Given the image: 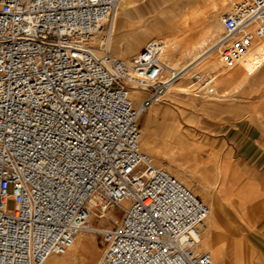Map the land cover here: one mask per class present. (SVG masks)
<instances>
[{
  "label": "built area",
  "instance_id": "2783aa9c",
  "mask_svg": "<svg viewBox=\"0 0 264 264\" xmlns=\"http://www.w3.org/2000/svg\"><path fill=\"white\" fill-rule=\"evenodd\" d=\"M118 2L0 0V264L65 253L96 207L120 211L92 229L97 264H213L199 248L207 204L140 149L139 117L172 82L158 40L110 53ZM220 22L232 69L264 39V0H238Z\"/></svg>",
  "mask_w": 264,
  "mask_h": 264
},
{
  "label": "rangeland",
  "instance_id": "374dc122",
  "mask_svg": "<svg viewBox=\"0 0 264 264\" xmlns=\"http://www.w3.org/2000/svg\"><path fill=\"white\" fill-rule=\"evenodd\" d=\"M200 1L134 0L122 24L114 33L121 39L120 48L115 49L116 44L112 42L109 47L110 53L118 57L119 51L125 50L128 44L135 42L139 45L125 59L135 56L144 42L156 36V31H154L152 34L138 38L137 36L142 34L139 30L140 20H146L144 24H147L148 21L156 20L157 17L161 19L160 23L156 24L158 28L165 25L166 21L171 22L168 26L160 28L161 34L177 37L176 39L186 45L193 44L204 31L205 18L193 23L191 16L202 11H205L203 16L207 15L212 11L209 5L211 2L217 7L214 13L221 15L238 0H225V2H222L223 0H202L206 3L205 6H201ZM218 23L222 27L220 20ZM207 48L208 46H205L181 58L177 56L178 66H182L183 62H189L196 55L203 56L197 61L205 58L209 52L206 51ZM203 62L200 63L201 69L205 67ZM213 71L204 68L202 74L204 73L203 75L207 77ZM214 73L219 76L223 73L227 74L228 71H224L218 63ZM168 75L170 76L169 73ZM194 80L185 79L187 85L193 83ZM173 85L168 93L140 115L138 120L141 130L140 149L145 150L149 155L151 154L148 150L155 153V156L151 157L156 166L163 167L162 163L168 165L171 170L166 169L176 173L179 177L184 176L182 172L191 174V179L185 178L189 188L207 205L210 196L202 190L201 184L207 181L210 186L216 185L212 175L216 168H221L223 173H226L225 178L220 180L221 187L229 189L230 182H235L233 183L235 192L233 198L238 202L237 204L240 203L243 213L245 210L246 213L241 215L237 209L235 214L225 216L220 225L213 228L212 236L218 237L220 243L218 257L224 264H264V210H262L264 203H261L264 202V172L256 170L249 161L238 158L223 135L227 127L242 124L247 127L255 126L264 131V61L253 68L250 74L241 75L240 79L228 88L227 96L216 99L218 100L216 102H202L204 97L197 93L202 89L197 88V91L194 90L195 93H190L188 90L176 91ZM187 85L182 86L186 88ZM221 89L219 79H217L213 92L218 91L222 94ZM150 116L152 122L149 129L145 130ZM145 138L147 142L142 145L141 142ZM230 166L233 167L231 170L234 172L229 171ZM213 192L217 194L216 196H220L217 188L213 189ZM228 201L223 200L222 203L226 210H231ZM12 206L13 202L9 201L8 209ZM252 209L255 210V214ZM99 214V208H94L91 224L95 227L109 228L113 225V220L119 218L120 211L113 209L109 213L105 212L102 217H97ZM83 234L87 239L82 247H77L79 250L76 254V264H96L102 254L100 236L90 230ZM91 243L98 244L94 251ZM56 257L61 258V255H56Z\"/></svg>",
  "mask_w": 264,
  "mask_h": 264
},
{
  "label": "bare ground",
  "instance_id": "6f19581e",
  "mask_svg": "<svg viewBox=\"0 0 264 264\" xmlns=\"http://www.w3.org/2000/svg\"><path fill=\"white\" fill-rule=\"evenodd\" d=\"M133 2H134V0H119L117 6L115 7V10H114L113 16H112V27H111V34H110V38H109V47H110V44L112 42H114L116 44L114 48L115 49L120 48L121 39L118 35H116L114 33H116L118 27H120V25L122 24L123 18L127 15V12L129 11L130 6H131V4H133ZM222 2H225V0H223ZM200 5L205 6L206 3L201 0ZM209 5H210V9H212V11L208 12L207 15L205 14L203 16L205 11H202L201 13L196 12L193 16H191V21L193 23L205 18V21H203L204 22V31L196 39V41L194 40L195 42L193 44L186 45L184 43H181V41L179 39H176L177 37H172L170 35L161 34L160 28H162L164 26H168L171 22L166 21L165 25H163L162 27L160 26L158 28V27H156V24L160 23V21H161V19H159L158 17L156 18V20L148 21L147 24H144L146 20L145 21L140 20L139 30L142 31V34L137 36L138 38H140L141 36L143 37L147 34H152L154 31H156V36L150 38L148 41L158 40L165 46V52L161 56L160 62H161V65L163 66L164 70L170 74V78H171V82H172L171 85H173L175 83V85H173V89L176 91H187L188 90V92H190V93H195L194 90L196 89V91H197V88H199V90L202 89V91H199L197 93L204 97L202 99V102H204V103L216 102V101H218L216 99H219L220 97L227 96L228 88L234 82L238 81L240 79L241 75L250 74L251 71H253V68H255L258 64H260L261 61H264V39H262L253 45L249 54L245 57V59L239 65H237L236 67H234L232 69H225L222 67L224 69V71L225 70L228 71L227 74L223 73V74L218 76V75H216V73H214V71L217 70V64L219 63L221 65V63L219 61V53H220L227 37L224 34L223 28L218 23L220 20V15H217L214 13V10L217 9L215 3L211 2V3H209ZM180 18H182V17H180ZM180 20H183V19H180ZM216 23H218V24H216ZM148 41L144 42L142 44V46H140V48L138 47L139 50ZM138 45L139 44H136L135 42L128 44V48H126L125 50H121V52L119 51L118 57L121 59L127 60V59H125V57L130 52H132ZM205 46H208L206 51H209V52H207L208 55L205 58L201 59L200 61H197L199 58H201L203 56L196 55L189 62H183L182 66H178V62H177L178 58H176L177 56L179 58L184 57L187 53H190V52L195 51V50H197V51L201 50V49L205 48ZM198 54H200V53H198ZM202 61H204L202 64H205L204 68L209 69V70H214L207 77L203 75L204 73L202 74V71L204 69V68L201 69L200 63ZM183 71H185V72L182 73L180 76H178ZM186 78L195 79V80L190 85H187L186 84L187 82L185 81ZM217 79H219V86L222 88L221 89V91L223 92L222 94L218 93V91L213 92L214 91V83L216 82ZM182 85H187V87L184 88ZM130 95L132 96L133 102L138 103V101L140 100V97L143 95V93L140 90H133L132 92H130ZM214 97H216V98H214ZM157 101L158 100H156L155 102H157ZM155 102H153L150 105V107ZM151 122H152V117L150 116L148 118V122H147L148 124L144 128L145 130L149 129ZM140 132H141V130H140ZM146 142H147V140L145 138L142 140L141 143H142V145H145ZM139 146H140V141H139ZM148 151L151 154L150 156H155V153L151 152V150H148ZM161 165L164 168L170 169L168 165H165L163 163ZM232 168L230 166V169H229L230 172H234L233 170H231ZM227 171H225V172H227ZM172 174L175 175L183 184H185L189 188V184L186 182L185 178L191 179V177H192L191 174L182 172V175H184V176H180V177H179V175H177L174 172H172ZM209 175L211 176V174H209ZM212 176L214 177L216 185L210 186L207 181H204V183L201 184L202 190L206 191L208 196H210V201H208V205H207L208 206V215L204 221V225H203V228L201 230L199 248L201 250H206L210 253L213 264H224L223 262H221V260L218 257L219 256L220 243H219L218 237L214 238L212 236L213 228L215 226L220 225L221 221L224 219L225 216H228L229 214H232V213L235 214L237 209H238L239 213H241V215L245 214L246 210H245V213H243V210L241 209L240 203L237 204L238 202H236V200H234V198H233L234 194H235L233 183H235V182H230L229 189L222 188L220 180L225 178L226 173H223L221 168H216V170ZM206 177H208V175ZM216 188H217L218 192H220V196L219 195L216 196L217 194L213 192V189H216ZM248 190H250V189H248ZM214 195H215V197H214ZM238 198H240V197H238ZM223 200H229L228 203L231 206V210H226L224 208L223 203H222ZM252 200H253V198H252ZM93 203H94V201L92 198L88 204L91 207L93 205ZM258 203H260V202L258 201ZM261 203H264V202H261ZM262 208H264V207H262ZM262 210H264V209H262ZM254 211L255 210H253V212ZM253 214H255V212ZM93 215H94V211L92 210L91 211V217H93ZM111 215H109V216H111ZM244 217H246V215ZM244 217H243V219H244ZM247 219H248V217H247ZM250 224H252V222ZM94 227L95 226H93L91 223H89V229L88 230H82V231L78 232V234L75 237L73 244L68 248V250L65 253L61 254V258H57L56 255H50L45 259L43 264H76V254L79 250L78 248L82 247L84 245L83 242H85L87 239L86 236H84L83 232H86L89 230L92 231V229H94ZM242 239H243V237H242ZM97 245H94L93 243H91V248L93 251L95 250V248H97ZM240 249H241V247H240ZM98 261H99V259H98ZM98 261L96 262V264L98 263Z\"/></svg>",
  "mask_w": 264,
  "mask_h": 264
},
{
  "label": "crops",
  "instance_id": "0c3cea01",
  "mask_svg": "<svg viewBox=\"0 0 264 264\" xmlns=\"http://www.w3.org/2000/svg\"><path fill=\"white\" fill-rule=\"evenodd\" d=\"M223 135L238 158L249 161L256 170L264 172V131L242 124L227 127Z\"/></svg>",
  "mask_w": 264,
  "mask_h": 264
}]
</instances>
